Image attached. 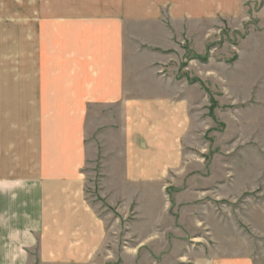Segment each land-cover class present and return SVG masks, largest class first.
I'll list each match as a JSON object with an SVG mask.
<instances>
[{
  "label": "rangeland",
  "instance_id": "rangeland-1",
  "mask_svg": "<svg viewBox=\"0 0 264 264\" xmlns=\"http://www.w3.org/2000/svg\"><path fill=\"white\" fill-rule=\"evenodd\" d=\"M17 1L0 0L4 51L11 49L12 31L20 33L21 50L27 47V0ZM194 1L163 8L162 40L133 20L129 28L133 51L143 47L141 60L157 63L152 74L136 62L130 95L158 102L173 97L174 104L180 99L179 139L174 149L165 143L162 150L163 163L171 166L160 187L109 183L111 171H129L120 159L125 117L118 108L88 114L85 191L106 221L109 242L99 261L85 264H194L210 253L249 255L264 264V0H231L227 8L210 9ZM61 8L53 0L52 13ZM155 41L163 44L153 48ZM106 134L121 153L110 167ZM154 154L148 151L146 159ZM28 251L33 261L21 264H45L39 241Z\"/></svg>",
  "mask_w": 264,
  "mask_h": 264
},
{
  "label": "crops",
  "instance_id": "crops-1",
  "mask_svg": "<svg viewBox=\"0 0 264 264\" xmlns=\"http://www.w3.org/2000/svg\"><path fill=\"white\" fill-rule=\"evenodd\" d=\"M194 2L59 0L62 8L53 14V0H27L26 49L21 50L16 31L10 34L11 49L0 48V264L27 262L28 249L38 241L45 264L92 263L106 253V221L85 191L84 168L91 158L88 114H113L118 108L125 117L119 154L129 171H111L109 183L160 187L164 182V170L171 163H163L162 150L165 143L174 149L179 139L180 99L176 104L173 97L164 99L163 106L158 104L162 101L130 95L136 62L152 74L157 63L141 60L145 48L133 51L129 28L133 20L162 40L163 8L192 7ZM231 4L203 0L202 6ZM162 44L151 43L153 48ZM118 150L109 143V167ZM148 151L157 154L146 159ZM193 262L255 264L249 255L215 253Z\"/></svg>",
  "mask_w": 264,
  "mask_h": 264
}]
</instances>
